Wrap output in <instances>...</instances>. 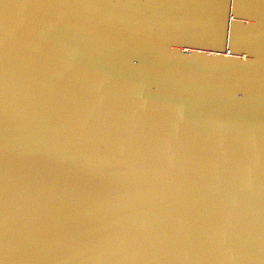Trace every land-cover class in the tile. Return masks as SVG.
Segmentation results:
<instances>
[{
	"label": "water",
	"instance_id": "obj_1",
	"mask_svg": "<svg viewBox=\"0 0 264 264\" xmlns=\"http://www.w3.org/2000/svg\"><path fill=\"white\" fill-rule=\"evenodd\" d=\"M0 264H264V0H0Z\"/></svg>",
	"mask_w": 264,
	"mask_h": 264
}]
</instances>
